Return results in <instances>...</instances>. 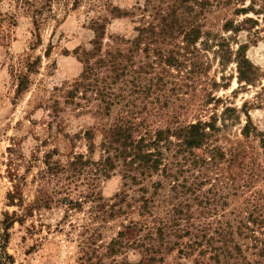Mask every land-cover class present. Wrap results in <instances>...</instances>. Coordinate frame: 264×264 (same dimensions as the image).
<instances>
[{
	"label": "rangeland",
	"instance_id": "rangeland-1",
	"mask_svg": "<svg viewBox=\"0 0 264 264\" xmlns=\"http://www.w3.org/2000/svg\"><path fill=\"white\" fill-rule=\"evenodd\" d=\"M146 1L0 0V228L6 213L22 218L9 229L11 264H112L105 257L98 263L102 245L131 221L169 227L175 247L162 264H264V154L254 133L242 134L248 117L253 132H264V12L249 15L258 20L255 28L224 33L227 20L246 17L234 15L242 3L212 0L200 15L205 36L196 46L163 44L165 57H174L169 66L154 46L147 54L123 40L136 36L154 8L181 0H151L143 17ZM263 6L256 0V9ZM113 7L134 16L113 17ZM95 21L106 22L103 53L132 50L134 57L119 82L98 71L71 100L67 91L83 69L77 51L92 48ZM223 38L233 51L248 44L247 57L257 68L252 85L239 83L234 61L223 63L217 46ZM36 60L29 88L18 96L16 75ZM106 84L105 99L114 100L107 111L97 93ZM227 107L236 112L223 115ZM211 117L217 127L211 144L165 151V172L142 175L118 164L105 177L93 165L75 173L69 167L79 154L93 161L104 155V127L127 123L153 135ZM16 188L21 207L8 199ZM46 197L53 199L50 207L36 205ZM64 197L82 201V208L70 209L60 202ZM31 205L33 213L25 216ZM112 206L122 212L111 217Z\"/></svg>",
	"mask_w": 264,
	"mask_h": 264
},
{
	"label": "trees",
	"instance_id": "trees-1",
	"mask_svg": "<svg viewBox=\"0 0 264 264\" xmlns=\"http://www.w3.org/2000/svg\"><path fill=\"white\" fill-rule=\"evenodd\" d=\"M189 0L175 1L168 4L167 7L159 6L154 8L155 12L149 13V6L151 0L146 1V8L140 10L144 13H149V21H145L136 27V36L132 40H125L131 44L135 50H143L149 54L151 47H155L154 54L160 60H165L169 66L174 65V57L172 55L165 57L162 46L163 44H172L181 40L182 48L189 49L196 46L197 43L205 36L202 31V25L199 21L200 15L212 5V0H195L192 5H187ZM218 4L231 5L233 0H214ZM242 3L241 7L234 9V15L246 16L242 21L235 23L233 19L227 20L222 30L224 33L231 32L234 35L239 34L244 29L250 30L258 26L257 18L249 16L251 13L260 15L264 12V6L259 9L255 8L256 0H249L248 5H245L247 0H234V2ZM196 10L192 14L193 10ZM113 17H133L134 12L119 7H113L111 10ZM143 17H146L144 14ZM93 31L95 37L92 41V48L90 50L77 51L79 61L83 65L80 78L75 81L73 88L67 91L68 98L73 100L80 88L87 89L88 84L85 81L90 80L94 75L99 77L98 71L107 70L110 72L109 78L113 79V83L121 80V77L126 74L128 70V62H132L133 52L117 51L116 53L108 51L103 53V43L106 36V22L95 21L93 23ZM226 39H221L218 43V53L222 58L223 63L234 61L237 67L239 83L252 85L257 76V68L249 61L247 51L248 44H239L236 50H231L229 42ZM39 60L27 61L25 72L22 71L16 75L17 89L16 94L19 96L24 94L30 85V74L34 71L35 65H38ZM106 78L102 79L105 83ZM106 84L99 87L97 93L100 94L102 100L105 102V110H109L110 106L114 104L113 99L106 98ZM236 112L235 109L227 107L223 111V115L229 112ZM212 121H196L179 126L177 128L159 129L154 134L142 133L138 127L127 123H116L109 127H104L103 140L100 144V149L104 155L97 161H93L91 157H85L82 154L74 157L70 162L69 167L73 173L82 170L88 166L93 165L95 170L101 172L105 177H109L118 164L124 165L127 170L137 171L142 175H152L158 172H165L167 164L165 163L164 152L175 150L181 152L193 151L208 147L211 144V138L214 132L217 131L215 118L211 117ZM238 119L239 116H236ZM254 133V136L259 138L264 154V132H254L251 129V121L248 117L246 125L242 129L244 137L248 138ZM89 136V134H88ZM89 153H93L94 145L90 144L88 147ZM165 163V164H164ZM134 182L138 181L137 176H132ZM121 198H125L121 196ZM8 199L10 205L23 206V197L19 189H15L9 194ZM87 199L84 196V201ZM52 198L38 199L36 205L39 207H50ZM124 201V199H121ZM70 209L82 208V201H74L71 198L64 197L60 201ZM147 200H145L144 207H147ZM101 209L107 207L105 203H101ZM35 205H31L25 209L28 216L33 213ZM114 206L111 207L110 216L114 217L121 213V209L114 211ZM18 219L20 222L22 218L13 213L10 216L8 213L2 222L4 228H0V264H11L12 257L6 253V247L9 243L10 233L9 229L13 223ZM152 222H134L131 221L123 224L116 236L110 240L109 243L102 245L104 253L99 255L98 263L102 262V258H108L112 264H162L165 261V254H168L174 249V245L169 246L168 234H170L169 227L164 223L156 224ZM240 251V249L238 248ZM89 260H92L93 253H89ZM96 251L94 256L96 255ZM135 257V259H132ZM219 257H217V262ZM91 262V261H90ZM96 263V262H95ZM90 263V264H95Z\"/></svg>",
	"mask_w": 264,
	"mask_h": 264
}]
</instances>
